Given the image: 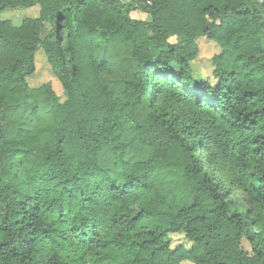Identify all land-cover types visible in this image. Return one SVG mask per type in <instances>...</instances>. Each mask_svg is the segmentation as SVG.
Here are the masks:
<instances>
[{"label": "trees", "instance_id": "trees-1", "mask_svg": "<svg viewBox=\"0 0 264 264\" xmlns=\"http://www.w3.org/2000/svg\"><path fill=\"white\" fill-rule=\"evenodd\" d=\"M35 4L0 17V264H264V0L0 12ZM200 37L219 47L204 76ZM102 45L129 51L122 93ZM38 47L62 99L27 83Z\"/></svg>", "mask_w": 264, "mask_h": 264}, {"label": "rangeland", "instance_id": "rangeland-1", "mask_svg": "<svg viewBox=\"0 0 264 264\" xmlns=\"http://www.w3.org/2000/svg\"><path fill=\"white\" fill-rule=\"evenodd\" d=\"M126 1V0H122ZM39 12V5L35 4L31 7H6L0 12V17L3 19H9L14 24H18L24 17H34L37 16ZM130 16L135 19L147 20L148 15L138 7L133 6L130 11ZM49 26L46 25L42 35L48 32ZM262 43L264 45V32L262 35ZM197 44L200 48V53L198 57L193 61V69L198 75L204 76L210 74L211 63L210 57L218 51V45L212 41L207 40L205 37H200L197 39ZM218 47V48H217ZM96 56L108 59L111 65V72L109 74H103V82L109 84L114 89L119 92H123V82L128 80L133 72V61L130 57L127 48H123L119 45H107L100 46L96 49ZM35 71L30 74L26 80L29 86H38L43 82H50L55 92L62 99L64 97L61 85L57 78L52 73L51 67L46 60L44 51L42 47H38L34 54ZM133 114L136 112L138 116L143 115L142 110H133ZM173 244L185 242L184 236L181 233H173L170 235ZM181 264H191L188 261H183Z\"/></svg>", "mask_w": 264, "mask_h": 264}]
</instances>
